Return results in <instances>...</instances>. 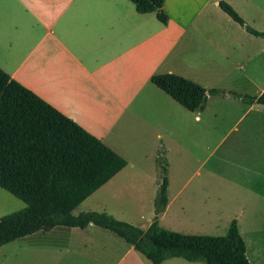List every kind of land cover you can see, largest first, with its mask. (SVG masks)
I'll return each mask as SVG.
<instances>
[{
	"label": "crops",
	"instance_id": "1",
	"mask_svg": "<svg viewBox=\"0 0 264 264\" xmlns=\"http://www.w3.org/2000/svg\"><path fill=\"white\" fill-rule=\"evenodd\" d=\"M220 1L165 0L164 23L132 0H0V67L127 160L82 211H107L147 229L156 217L164 149L169 201L160 224L223 235L236 219L248 259L264 264V106L211 94L191 111L152 82L155 74L176 73L206 88L264 92V36L235 21ZM224 1L264 31V0ZM122 198L141 201V221L125 218L133 205ZM172 209L180 228L164 223ZM23 237L31 240L15 257L5 249L10 242L0 246V264H152L94 223ZM161 264L203 263L171 257Z\"/></svg>",
	"mask_w": 264,
	"mask_h": 264
},
{
	"label": "trees",
	"instance_id": "2",
	"mask_svg": "<svg viewBox=\"0 0 264 264\" xmlns=\"http://www.w3.org/2000/svg\"><path fill=\"white\" fill-rule=\"evenodd\" d=\"M132 1L139 12H156L162 22H168L165 0ZM220 6L249 32L264 36V31L248 25L231 4L222 0ZM152 82L191 111L203 109L211 94H229L264 106V92L251 95L206 88L176 73L155 74ZM157 161L161 184L156 217L147 229L107 211L76 214L81 203L121 171L127 160L0 67V187L26 204L0 216V246L56 225L94 223L118 233L152 264L171 257L206 264H252L236 219L224 235L183 233L160 224L158 216L169 201L164 149L159 150Z\"/></svg>",
	"mask_w": 264,
	"mask_h": 264
},
{
	"label": "rangeland",
	"instance_id": "3",
	"mask_svg": "<svg viewBox=\"0 0 264 264\" xmlns=\"http://www.w3.org/2000/svg\"><path fill=\"white\" fill-rule=\"evenodd\" d=\"M174 190H175V186H173V188L171 190V194ZM126 195H128V193H122L121 194L122 197H125ZM120 201L122 203H131L133 205L132 208H129V210H128L133 216L127 215V216H125V218L130 219V220H135V221L136 220L141 221V219H140L141 215H140L139 211L137 210V203L141 204V201H138V200L133 201V200H130V198H126V199L122 198V199H120ZM156 201H157V199H156ZM143 202H145V201H143ZM25 205L26 204L23 200L13 196L12 194H10L9 192H7L6 190H4L0 187V207H1L0 210H4V212H6L5 214L19 210V209L23 208ZM84 208H85V204H82L80 207H78L75 210V213L76 214L80 213ZM120 220H122V219H120ZM164 223L170 224V225L175 226L177 228H180V225H177V222H176L175 209H172L171 212L167 215L166 219L164 220ZM29 240H31V237H21V238H17L16 240L8 243L5 246L6 247L5 249L7 251L8 256L9 257H15L16 255H18V251L22 250L21 246L25 245V244H22L23 241H29ZM202 263L205 264L204 262H202Z\"/></svg>",
	"mask_w": 264,
	"mask_h": 264
}]
</instances>
